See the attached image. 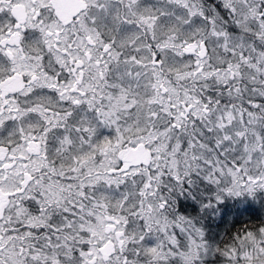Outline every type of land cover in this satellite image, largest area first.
I'll use <instances>...</instances> for the list:
<instances>
[{"label":"snow or ice","instance_id":"snow-or-ice-1","mask_svg":"<svg viewBox=\"0 0 264 264\" xmlns=\"http://www.w3.org/2000/svg\"><path fill=\"white\" fill-rule=\"evenodd\" d=\"M0 264H264V0H0Z\"/></svg>","mask_w":264,"mask_h":264}]
</instances>
